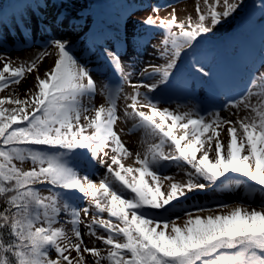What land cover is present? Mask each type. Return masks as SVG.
<instances>
[{"label":"snow or ice","instance_id":"6c2138e0","mask_svg":"<svg viewBox=\"0 0 264 264\" xmlns=\"http://www.w3.org/2000/svg\"><path fill=\"white\" fill-rule=\"evenodd\" d=\"M242 6L243 0H202L195 20H179L174 8L164 18L148 15L141 23L160 35L138 36L136 48L153 47L161 62L144 64L134 84L115 46H99V67L106 66L99 88L70 41L55 35L19 66L0 53V91L35 73L23 98H0V264H87L85 254L93 264H264V64L224 104L235 120L219 110L205 117L194 107H161L155 96L200 40ZM161 7L170 5H153L152 13ZM258 7L264 18V0ZM66 19L58 13L35 23L48 34ZM46 59L53 63L41 75ZM191 68L209 76L199 59ZM124 82L134 91L125 97L123 118L133 122L130 133H142L135 153L115 130ZM96 164L104 173L94 181L82 165ZM173 166L183 179L163 174ZM206 189L237 199L175 214L182 198Z\"/></svg>","mask_w":264,"mask_h":264},{"label":"rangeland","instance_id":"374dc122","mask_svg":"<svg viewBox=\"0 0 264 264\" xmlns=\"http://www.w3.org/2000/svg\"><path fill=\"white\" fill-rule=\"evenodd\" d=\"M197 3L202 6V0H170L164 4L158 3L157 5L161 6L170 5L167 8L161 7L158 13L151 11V7L156 5L153 1L149 4L145 3V5L142 3L139 6L134 5L130 10L128 9V12H125V15L113 16L110 19L109 25L115 29V33L109 34L106 27L101 25L99 27L101 28L100 33L94 34L90 33L93 27L92 18L84 13L89 0H55V2L47 0V6H45V0H0V42L3 43V47H0V53L6 55L15 66H19L21 63L30 61L41 50V45L44 44L49 35H55L70 41L72 53L91 70L99 88L100 82L105 79L101 73L106 70V66L99 67L101 64L99 45L94 42L95 38H99L104 40L100 46L105 44L110 48L115 46L123 52L122 60L125 63V71H133L130 78L131 84L138 83L139 77L136 73L144 64L161 62L156 59L155 49L151 46L143 48L142 51H137L136 38L138 36L144 35L146 40L154 34L160 35L158 30L146 28L141 21L148 15L167 17L173 8L179 20H184L188 16L195 20ZM239 11L240 8L232 16L218 24L210 34L206 35L212 39H201L194 54H190L180 62L168 86L155 94L156 98L161 101V107L175 109L177 106H181L182 110L187 107H194L205 117L219 110L222 118L236 119L235 115H230V111L224 109V104L230 98H235L245 87L251 72L264 64V18H261V10L258 5L253 9L252 15L255 24L247 25L244 33L235 26ZM58 13L63 14L67 19L63 26L55 28L52 33L45 34L36 26L37 17H47L51 21ZM22 20L28 22L27 27L21 23ZM230 32L234 34H230ZM94 49L97 54L89 57V52ZM48 50L53 51L51 48ZM196 59L204 64L209 76L203 77L193 73L190 68ZM130 61H135L132 69L128 68ZM52 63L51 59H46L39 70L40 74L43 75L44 70L50 67ZM0 68H2V64H0ZM108 74L110 75V71ZM34 82L35 73H26V78L19 85H13L11 89L0 91V98L9 95L14 98L17 96L23 98L25 91L32 88ZM120 86L122 92L117 105L121 119L117 121L115 130L121 135L125 146L135 153L141 150L142 133L139 131L130 133L129 129L133 122L123 118L124 108L127 103H130V100H126L125 97H130L134 89L128 82L121 83ZM141 91L144 90L141 89ZM101 102L102 98L98 93L94 103L99 105ZM5 107H11V105H5ZM231 112H235V110L233 109ZM243 114V112L240 113V115ZM221 139L227 141L226 129L222 133ZM124 162L127 165L131 163V160ZM24 167H30V164H25ZM82 170L88 171L94 181L98 180V176H102L104 173V169L99 164H96L94 168H87L86 165H82ZM163 174L175 175L177 180L183 179V172L174 166L164 170ZM236 199L235 193L206 189L205 191L190 193L186 199L182 198L181 205L175 214L181 215L184 208L196 209L204 205L215 208L219 204L226 203L233 206ZM86 203V201L82 202V206ZM252 206L255 207L256 204L253 203ZM149 214L160 215L155 212ZM104 215L106 217L107 214ZM88 219L90 221L91 218ZM65 228L69 229L70 225H65ZM80 230L82 234L86 232L83 226ZM84 242L89 247L93 246L92 238L86 235ZM85 256L87 264H93L94 258L88 254ZM52 258H55L54 253Z\"/></svg>","mask_w":264,"mask_h":264},{"label":"trees","instance_id":"16d2710c","mask_svg":"<svg viewBox=\"0 0 264 264\" xmlns=\"http://www.w3.org/2000/svg\"><path fill=\"white\" fill-rule=\"evenodd\" d=\"M145 0H89V4L84 9L85 14H88L92 18L93 25L97 24H109L110 19L113 16H118L129 8L130 6L143 4ZM164 4L170 2V0H146L152 3ZM158 2V3H157ZM259 0H244L243 6L238 12V16L235 22V26L240 29H245L247 25H251L254 19L251 16V11L258 4ZM140 3V4H138Z\"/></svg>","mask_w":264,"mask_h":264},{"label":"bare ground","instance_id":"6f19581e","mask_svg":"<svg viewBox=\"0 0 264 264\" xmlns=\"http://www.w3.org/2000/svg\"><path fill=\"white\" fill-rule=\"evenodd\" d=\"M142 2H146V0L145 1H142ZM138 4H140V3H138ZM144 5H145V3H143ZM146 4H148V3H146ZM142 5V4H141ZM131 7L132 6H130L129 8H127L126 10H130L131 9ZM122 15H118V17H121ZM63 26V25H62ZM105 27H106V29L109 31V34H112V33H115V29L114 28H112L111 26H109V25H105ZM70 28H73V27H70ZM69 28V29H70ZM235 28V27H234ZM65 29H67V28H65ZM64 29V30H65ZM240 29V28H239ZM238 29V30H239ZM59 31V30H58ZM62 31V30H61ZM72 31V30H71ZM60 32V31H59ZM61 33V32H60ZM99 33H100V31H99ZM230 34H234V33H230ZM209 39H212L211 37H209V36H205L204 38H203V40H209ZM187 57H185V59H186ZM191 70H192V68H190ZM208 213H203V215H207Z\"/></svg>","mask_w":264,"mask_h":264}]
</instances>
